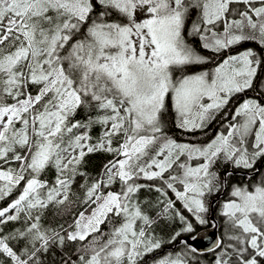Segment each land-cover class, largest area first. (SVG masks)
<instances>
[{"label": "snow or ice", "instance_id": "6c2138e0", "mask_svg": "<svg viewBox=\"0 0 264 264\" xmlns=\"http://www.w3.org/2000/svg\"><path fill=\"white\" fill-rule=\"evenodd\" d=\"M262 67L264 0H0V264H141L165 216L189 238L158 264H190L221 196L213 264H264V93L202 144L167 120L206 129Z\"/></svg>", "mask_w": 264, "mask_h": 264}, {"label": "trees", "instance_id": "16d2710c", "mask_svg": "<svg viewBox=\"0 0 264 264\" xmlns=\"http://www.w3.org/2000/svg\"><path fill=\"white\" fill-rule=\"evenodd\" d=\"M193 38L189 37V40H192ZM194 47H198V43H194ZM245 46H253V45H245ZM202 54L204 55H210V53L207 50H201ZM234 50H230L229 53L227 54H233ZM219 57L217 58V61H219ZM214 63L209 64L207 67L211 68L213 67ZM264 79V67L261 68V70L257 74V79L254 82V87L253 89L248 90L246 93H244V96L249 95L250 97L257 96L260 93H264V89L260 88V83ZM249 91H251V94H249ZM225 112H228L223 110ZM222 114H225V113ZM218 113V114H220ZM230 113V112H229ZM217 114V115H218ZM217 115L214 120H212L208 127L203 130H196L194 132H186L181 129H178L175 127L173 121H174V113L169 111L167 115V120H168V129H169V135H171L173 138L177 139L178 142H191V143H197V144H202L210 140L215 136V134L219 131H221V126H219L218 121H216ZM229 114H225L224 117H227ZM231 118H229L230 120ZM225 130V129H224ZM111 159V156L105 153H97V154H91L88 157H86V164L84 166V171L87 172L89 177H94L98 175L102 169L103 166L108 162V160ZM259 166L264 168V162H262ZM230 170V169H229ZM221 172L223 173V169H221ZM242 175V173L237 174V176L234 178L239 179V176ZM49 179H54V175L50 172L49 173ZM84 183V181L78 180L77 185L74 186V189H78V185ZM116 186L114 185L113 188ZM19 194V189L15 190L12 195L6 197L4 200H0V208L7 207L12 200H14ZM78 195H82V192L77 191ZM171 196L172 193H169ZM158 196L157 193L155 192H148L144 191L141 193V197L146 200H152L155 201L156 197ZM226 196H221L219 198V201L214 203L212 205L213 212L210 213V218L208 224L205 225H198L197 226V235H201L204 233H209V234H215L217 238L220 237V229L214 227L213 225L220 224L221 220L219 217V204L222 202L224 199H226ZM213 200H217V197L214 196L212 197ZM177 207H181L179 203L177 204ZM76 210V209H74ZM82 210V209H80ZM160 209H156V211H159ZM49 220L52 219V210H49L48 214ZM57 220L59 222H62V220L57 217ZM20 227L19 222H10L9 224L3 226V234L7 235L10 232L14 231L16 228ZM107 230V229H105ZM176 231H179V226L178 224L172 223L169 221V219L165 216L160 219L158 222V225L156 227V232L155 235L158 239L162 241V246L160 249H157L151 253H148L144 256L143 260L141 261V264H158V262L165 258L168 255H175L177 252H180L183 249V244L181 241L188 239V234H182L181 237L177 238L176 240H172L173 235L175 234ZM200 239H197L194 241L195 246L197 247V244H200ZM198 249V247H197ZM59 260V256L56 251H54L51 255L50 260L48 261V264H56V262ZM214 260V255L213 252L209 250H199L195 257H193L190 261V264H213Z\"/></svg>", "mask_w": 264, "mask_h": 264}, {"label": "rangeland", "instance_id": "374dc122", "mask_svg": "<svg viewBox=\"0 0 264 264\" xmlns=\"http://www.w3.org/2000/svg\"><path fill=\"white\" fill-rule=\"evenodd\" d=\"M213 67H214V65H213ZM260 88L264 89V79H262V81L260 83ZM249 94H251V91H249ZM248 97H250V96L249 95L244 96V94H241V95L234 97L233 100L230 101L228 107L226 108V111H228V112L223 111V113L229 114V115H227V117H224L225 114H222V113L217 115L216 121H218L217 123H219V126H221V128H223V129H221V131H226L225 125H226L227 121L229 120V118H231V114H232V111L234 110V107L239 102H242V99L248 98ZM219 131H220V129H219ZM198 237H199L198 239H200L199 240L200 244H197V247H203L204 246V239H206L207 237H213V235L209 234V233H207V234L204 233V234L199 235Z\"/></svg>", "mask_w": 264, "mask_h": 264}, {"label": "water", "instance_id": "95a60500", "mask_svg": "<svg viewBox=\"0 0 264 264\" xmlns=\"http://www.w3.org/2000/svg\"><path fill=\"white\" fill-rule=\"evenodd\" d=\"M216 236V235H215ZM217 237V236H216ZM213 237H207L206 239H204V246L203 249L205 250H209V245L211 244Z\"/></svg>", "mask_w": 264, "mask_h": 264}, {"label": "flooded vegetation", "instance_id": "af4514ba", "mask_svg": "<svg viewBox=\"0 0 264 264\" xmlns=\"http://www.w3.org/2000/svg\"><path fill=\"white\" fill-rule=\"evenodd\" d=\"M198 249H199V250H205V249H203V247H198Z\"/></svg>", "mask_w": 264, "mask_h": 264}]
</instances>
